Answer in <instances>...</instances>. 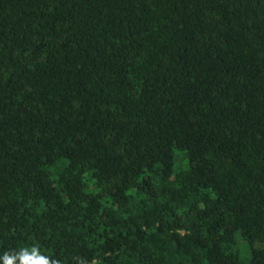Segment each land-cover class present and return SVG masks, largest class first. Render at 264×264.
Segmentation results:
<instances>
[{"label":"trees","instance_id":"trees-1","mask_svg":"<svg viewBox=\"0 0 264 264\" xmlns=\"http://www.w3.org/2000/svg\"><path fill=\"white\" fill-rule=\"evenodd\" d=\"M263 240L264 0H0V264Z\"/></svg>","mask_w":264,"mask_h":264},{"label":"rangeland","instance_id":"rangeland-1","mask_svg":"<svg viewBox=\"0 0 264 264\" xmlns=\"http://www.w3.org/2000/svg\"><path fill=\"white\" fill-rule=\"evenodd\" d=\"M236 243H237L239 258L243 261H246L248 259L249 255H248V250H247V246H246L245 242L237 236ZM260 244H264V240L263 241H256L253 243V245H260Z\"/></svg>","mask_w":264,"mask_h":264}]
</instances>
